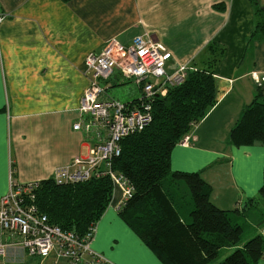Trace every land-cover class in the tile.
<instances>
[{"label":"crops","instance_id":"crops-1","mask_svg":"<svg viewBox=\"0 0 264 264\" xmlns=\"http://www.w3.org/2000/svg\"><path fill=\"white\" fill-rule=\"evenodd\" d=\"M0 16L5 17L0 23V199L11 180L25 185L51 179L57 169L88 154L95 133L73 130L85 121L79 113L91 79L85 58L111 39L129 46L146 33L167 48L168 73L185 65L188 71L210 70L215 81L216 104L192 129L193 144L172 149L171 171L199 173L220 210H240L244 201L259 197L264 145L235 147L229 141L262 84L252 75L264 78V36H252L254 1L0 0ZM129 81L114 71L100 82L101 100H137ZM177 190L183 192L179 203L188 207L182 183ZM120 200L115 190L90 248L105 259L102 264H165L123 221ZM253 210L243 212L252 216ZM254 234L263 236L264 224ZM34 260L25 250L9 248L1 264Z\"/></svg>","mask_w":264,"mask_h":264},{"label":"trees","instance_id":"trees-1","mask_svg":"<svg viewBox=\"0 0 264 264\" xmlns=\"http://www.w3.org/2000/svg\"><path fill=\"white\" fill-rule=\"evenodd\" d=\"M252 1L256 16L252 36L263 38L264 6ZM215 104L212 72L188 71L180 84L167 88L165 96L152 99L150 123L120 142V156L112 162L113 169L133 188L132 198L119 212L121 218L165 264H212L221 249L234 251L218 264H260L264 259V235L254 234L240 243L244 224L261 228L262 219L238 209H218L210 202L211 187L199 173L170 168L172 149ZM229 141L235 147L255 142L264 145V81L256 86L252 101L229 133ZM178 183L190 193L188 207L179 203ZM34 198L50 224L84 236L110 204L112 185L107 176L93 175L66 184H56L51 178L37 183ZM260 198H264V183L259 197L249 199L243 210L254 208Z\"/></svg>","mask_w":264,"mask_h":264},{"label":"built area","instance_id":"built-area-1","mask_svg":"<svg viewBox=\"0 0 264 264\" xmlns=\"http://www.w3.org/2000/svg\"><path fill=\"white\" fill-rule=\"evenodd\" d=\"M0 16V23L4 19ZM167 48L150 34L135 37L129 46L111 39L98 53H89L84 61L85 73H91L87 90L83 93L79 113L85 121L73 125V130L93 132L97 142L83 158H75L69 166L53 174L56 184L76 183L91 176L110 179L112 194L121 192L120 211L132 198L133 188L128 179L113 169L112 162L120 156V142L130 134L143 130L151 121V101L165 96L167 88L180 84L188 72L185 65L173 73L166 71ZM117 71L132 81L140 95L132 103L101 100L104 89L100 82L108 80ZM256 83L260 80L252 75ZM195 138L184 136L178 145L188 147ZM35 184H15L0 199V264L9 248L25 250L28 257L51 264H102L105 259L91 248L96 224L84 236L62 230L48 222L34 203Z\"/></svg>","mask_w":264,"mask_h":264},{"label":"rangeland","instance_id":"rangeland-1","mask_svg":"<svg viewBox=\"0 0 264 264\" xmlns=\"http://www.w3.org/2000/svg\"><path fill=\"white\" fill-rule=\"evenodd\" d=\"M257 1H258L260 6H264V0H257ZM128 85H130V88L133 92V95H135V97L137 98L140 95L139 89L137 88V86L133 82H130V81H129ZM129 94H130V92H129ZM182 185L184 186V191L186 190V196L185 197H187L190 200V202H192L188 189L186 188V186L183 183H182ZM179 191L181 192L180 195L182 197L183 192H182V190H179ZM256 203L257 204L254 207L253 213L258 218V221L260 219H262L264 221V203L260 202V199H258V201H256ZM244 207H245V201L242 205V208H239V209L243 211ZM255 227H258V226H255V225L247 226L246 224H244L243 233H242L241 238H240L241 245H243L244 243H246L248 240H250L251 238H253L255 236L254 235ZM263 239H264V237H263ZM233 251L234 250L227 251V249H221L219 252L218 258L215 261H213L212 264H218L219 262L223 261L225 259V257H227ZM51 262H52L51 259H48L45 262H41L39 259L34 260V264H51ZM260 264H264V259H261Z\"/></svg>","mask_w":264,"mask_h":264}]
</instances>
